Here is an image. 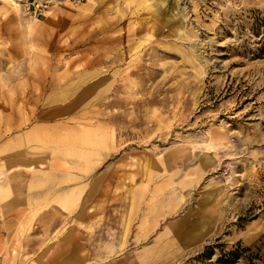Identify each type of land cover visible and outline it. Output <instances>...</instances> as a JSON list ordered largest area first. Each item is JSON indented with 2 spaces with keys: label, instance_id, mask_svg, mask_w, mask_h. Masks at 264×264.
Listing matches in <instances>:
<instances>
[{
  "label": "rangeland",
  "instance_id": "1",
  "mask_svg": "<svg viewBox=\"0 0 264 264\" xmlns=\"http://www.w3.org/2000/svg\"><path fill=\"white\" fill-rule=\"evenodd\" d=\"M263 18L0 0V264H264Z\"/></svg>",
  "mask_w": 264,
  "mask_h": 264
},
{
  "label": "built area",
  "instance_id": "2",
  "mask_svg": "<svg viewBox=\"0 0 264 264\" xmlns=\"http://www.w3.org/2000/svg\"><path fill=\"white\" fill-rule=\"evenodd\" d=\"M28 9H33L35 12L42 11L49 6L50 0H18Z\"/></svg>",
  "mask_w": 264,
  "mask_h": 264
},
{
  "label": "trees",
  "instance_id": "3",
  "mask_svg": "<svg viewBox=\"0 0 264 264\" xmlns=\"http://www.w3.org/2000/svg\"><path fill=\"white\" fill-rule=\"evenodd\" d=\"M260 22H261V27L264 28V18L260 19ZM263 41H264V35H263Z\"/></svg>",
  "mask_w": 264,
  "mask_h": 264
},
{
  "label": "bare ground",
  "instance_id": "4",
  "mask_svg": "<svg viewBox=\"0 0 264 264\" xmlns=\"http://www.w3.org/2000/svg\"><path fill=\"white\" fill-rule=\"evenodd\" d=\"M157 1V0H156ZM158 3H159V1H158ZM157 3V4H158ZM160 4H161V2H160ZM159 5V4H158ZM162 5V4H161ZM174 7V6H173ZM154 12L157 14V10L156 9H154Z\"/></svg>",
  "mask_w": 264,
  "mask_h": 264
}]
</instances>
